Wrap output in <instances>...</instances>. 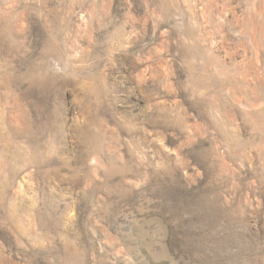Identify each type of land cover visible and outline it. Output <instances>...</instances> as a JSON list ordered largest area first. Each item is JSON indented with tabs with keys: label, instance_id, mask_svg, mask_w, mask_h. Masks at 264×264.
<instances>
[{
	"label": "rangeland",
	"instance_id": "1",
	"mask_svg": "<svg viewBox=\"0 0 264 264\" xmlns=\"http://www.w3.org/2000/svg\"><path fill=\"white\" fill-rule=\"evenodd\" d=\"M0 264H264V0H0Z\"/></svg>",
	"mask_w": 264,
	"mask_h": 264
}]
</instances>
